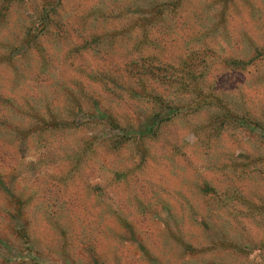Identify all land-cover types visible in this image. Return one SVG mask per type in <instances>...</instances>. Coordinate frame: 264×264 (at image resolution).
Instances as JSON below:
<instances>
[{"label":"rangeland","instance_id":"obj_1","mask_svg":"<svg viewBox=\"0 0 264 264\" xmlns=\"http://www.w3.org/2000/svg\"><path fill=\"white\" fill-rule=\"evenodd\" d=\"M0 264H264V0H0Z\"/></svg>","mask_w":264,"mask_h":264},{"label":"trees","instance_id":"obj_2","mask_svg":"<svg viewBox=\"0 0 264 264\" xmlns=\"http://www.w3.org/2000/svg\"><path fill=\"white\" fill-rule=\"evenodd\" d=\"M197 96H198V98H200L201 97V93L197 92Z\"/></svg>","mask_w":264,"mask_h":264}]
</instances>
